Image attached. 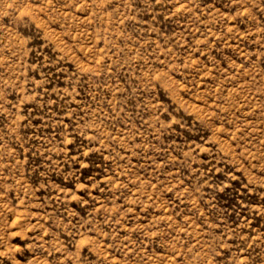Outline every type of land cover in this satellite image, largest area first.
I'll return each instance as SVG.
<instances>
[{
    "label": "rangeland",
    "instance_id": "374dc122",
    "mask_svg": "<svg viewBox=\"0 0 264 264\" xmlns=\"http://www.w3.org/2000/svg\"><path fill=\"white\" fill-rule=\"evenodd\" d=\"M0 264H264V0H0Z\"/></svg>",
    "mask_w": 264,
    "mask_h": 264
}]
</instances>
